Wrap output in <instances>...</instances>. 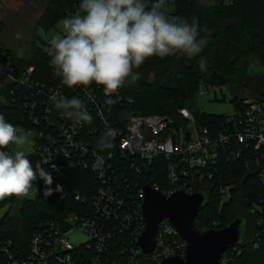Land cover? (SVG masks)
Instances as JSON below:
<instances>
[{
  "label": "built area",
  "instance_id": "built-area-1",
  "mask_svg": "<svg viewBox=\"0 0 264 264\" xmlns=\"http://www.w3.org/2000/svg\"><path fill=\"white\" fill-rule=\"evenodd\" d=\"M46 44L51 64L50 44ZM0 76L13 85L11 104L24 114L22 125L15 127L32 133L29 137L35 143L34 152L27 158L38 157L58 173L92 172L96 187L90 201L76 195L81 204L78 211L62 221L37 224L27 254L17 250L12 242L0 239L5 264H161L172 257L184 259L187 243L167 220L160 225L156 251L146 255L140 249L139 241L146 229V186L166 197L179 190L189 195L203 193L202 186L220 178L226 164L241 162L251 167V174L264 189V103L255 99L240 100L235 114L226 116V122L216 129L202 126L189 109L180 110L179 123L160 115L122 117L115 110L124 102L120 90L111 97L117 102L108 105L109 97L103 89L68 88L54 75V69L49 80L39 81L34 67L18 73L1 47ZM210 88L202 83L199 95L207 94ZM54 93L59 94L57 99H82L92 116L91 122L77 123L65 117L63 110L49 99ZM126 102L134 104L130 98ZM105 122L118 135L112 149L101 151L97 142L105 132ZM13 146L6 150L14 151ZM154 166L158 167L155 178L165 175L167 187L159 183L141 186L134 180L151 178L149 171ZM233 190V185L220 188L221 207L230 201ZM33 194L36 196V188L29 195ZM225 195L229 196L227 202L223 201ZM28 196L0 200V224L9 211L3 213L5 204L13 199H30ZM219 227L220 223L214 222L212 229L220 230ZM74 231L83 232L88 240L73 245L69 235ZM171 236L179 239L168 244ZM222 264H228L224 258Z\"/></svg>",
  "mask_w": 264,
  "mask_h": 264
},
{
  "label": "trees",
  "instance_id": "trees-1",
  "mask_svg": "<svg viewBox=\"0 0 264 264\" xmlns=\"http://www.w3.org/2000/svg\"><path fill=\"white\" fill-rule=\"evenodd\" d=\"M80 2L45 0V9L37 28L17 46L7 42L6 26L1 23V50L9 55L18 73L34 67L35 78L39 81H47L52 77L53 69L46 53L47 44L39 38L36 30L53 28L66 17L80 11ZM148 3L151 4L152 0H148ZM172 3L174 10L166 13L170 19L182 17L191 22L193 16L199 18L200 38L208 41L200 54L207 57L206 70H201L199 57L148 58L137 69L140 79L120 89L124 102L115 108L117 114L122 117L167 116L179 123L180 110L189 109L202 126L218 129L226 122V116L208 115L197 108L202 83L211 87L225 86L236 107L240 100L245 99L264 103V0H217L211 5H206L202 0H172ZM91 86L103 89L95 83ZM12 88L13 85L0 76V115L14 126L22 125L23 112L11 104ZM128 98L134 100L133 105L126 102ZM30 161L34 168L39 163L52 174L53 189L57 184L62 185L63 189L47 197L43 194V180H38L33 185L37 189L33 199H13L9 202L11 207L0 224V239L12 242L17 250L26 254L37 224L62 221L80 209L81 204L76 201V195L90 201L96 190L92 172L75 170L58 173L43 164L38 157H31ZM226 166L220 178L202 186L203 193L208 196V203L199 214L197 229H212L214 222H219V229H223L237 218L246 219L245 242L228 249L223 258L228 264H264V204L261 203L264 189L251 174V167L241 162ZM157 172L158 167L154 166L149 171L151 178L134 180L141 186L159 183L167 187L165 175L156 179L154 175ZM228 185L234 186L232 198L221 207L220 188ZM178 239L177 236H171L167 243L172 244ZM5 261V256L0 253V264H5Z\"/></svg>",
  "mask_w": 264,
  "mask_h": 264
},
{
  "label": "clouds",
  "instance_id": "clouds-1",
  "mask_svg": "<svg viewBox=\"0 0 264 264\" xmlns=\"http://www.w3.org/2000/svg\"><path fill=\"white\" fill-rule=\"evenodd\" d=\"M164 0H81L80 11L63 20L62 28L50 41L49 55L54 75L68 88L93 83L102 86L108 105L117 101L114 94L140 79L137 71L146 59L181 56L199 57V66L206 70L207 57L201 56L208 41L200 38L199 18L191 22L182 17L169 18ZM54 93L49 97L62 114L77 123L91 122L85 102ZM17 128L0 115V200L8 197H27L38 180H43V194L47 197L63 189L41 165L27 158L17 148L7 151L9 145L23 146L32 133L17 134ZM118 135L105 122V132L98 139L101 151L112 149Z\"/></svg>",
  "mask_w": 264,
  "mask_h": 264
},
{
  "label": "water",
  "instance_id": "water-1",
  "mask_svg": "<svg viewBox=\"0 0 264 264\" xmlns=\"http://www.w3.org/2000/svg\"><path fill=\"white\" fill-rule=\"evenodd\" d=\"M208 203L204 193L187 194L184 190L166 197L150 186L145 187L143 214L146 229L139 247L146 255L157 249V234L161 223L167 220L187 243L186 257H172L161 264H222L223 255L247 237V221L237 218L220 230H198V217Z\"/></svg>",
  "mask_w": 264,
  "mask_h": 264
},
{
  "label": "rangeland",
  "instance_id": "rangeland-1",
  "mask_svg": "<svg viewBox=\"0 0 264 264\" xmlns=\"http://www.w3.org/2000/svg\"><path fill=\"white\" fill-rule=\"evenodd\" d=\"M206 5H211L217 0H202ZM164 10L166 13L172 12L174 6L172 0H164ZM45 9V0H0V27L5 28V37L7 42L12 45L22 44L29 33L35 31L37 25L43 15ZM63 21H60L56 26L48 30L38 28L36 34L45 43H49L50 39L56 35L62 28ZM1 31V29H0ZM22 54L23 52L20 51ZM259 68V67H258ZM232 96L228 89L222 85H215L210 88L205 95H198L197 108L201 113L216 116H232L236 112L235 105L232 103ZM18 135L26 133L21 128H17ZM34 141L28 137L27 143L23 146H13V150H23L27 157H30L34 152ZM33 199L35 195H29ZM229 196L225 195L223 201L227 202ZM11 205L6 203L3 208V213L10 209ZM17 208L14 209V212ZM70 242L73 245H79L88 240V237L81 231H74L69 235Z\"/></svg>",
  "mask_w": 264,
  "mask_h": 264
}]
</instances>
